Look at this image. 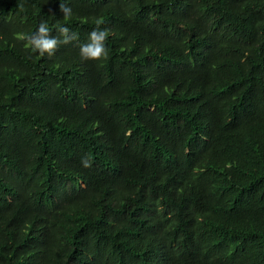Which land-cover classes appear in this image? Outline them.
I'll list each match as a JSON object with an SVG mask.
<instances>
[{"label":"trees","instance_id":"1","mask_svg":"<svg viewBox=\"0 0 264 264\" xmlns=\"http://www.w3.org/2000/svg\"><path fill=\"white\" fill-rule=\"evenodd\" d=\"M0 264H264V0H0Z\"/></svg>","mask_w":264,"mask_h":264},{"label":"clouds","instance_id":"2","mask_svg":"<svg viewBox=\"0 0 264 264\" xmlns=\"http://www.w3.org/2000/svg\"><path fill=\"white\" fill-rule=\"evenodd\" d=\"M64 18L69 19L72 16L71 8L64 4L60 5ZM102 21L97 20L96 27L88 34V42L82 44L79 48V55L82 60H99L102 57L108 56V49L106 47V40L108 39L109 32L106 29H101L99 25ZM62 39L50 35V28L47 21H41L34 32L26 35V47L33 52H38L43 56L45 53L52 55L54 50L61 43H68L76 39V34L70 35V27L67 25H60L58 27ZM87 166V162H85Z\"/></svg>","mask_w":264,"mask_h":264}]
</instances>
